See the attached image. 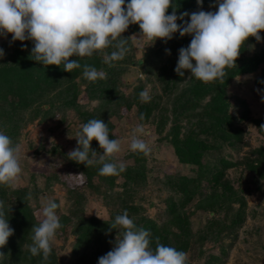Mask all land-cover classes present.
<instances>
[{"label":"trees","instance_id":"16d2710c","mask_svg":"<svg viewBox=\"0 0 264 264\" xmlns=\"http://www.w3.org/2000/svg\"><path fill=\"white\" fill-rule=\"evenodd\" d=\"M174 3L177 6L175 8L177 15L185 11L191 13L203 10L205 5L213 4L212 0H202L199 6L196 4V0H174ZM172 11L173 8L169 7L166 14ZM187 19L188 17L185 16L184 20ZM176 22L179 24L181 21L178 19ZM250 37L253 40L254 37ZM189 39H191L190 35L180 36L179 32L174 33L172 38L166 42L160 39V46L156 51L169 56L159 70L158 76L159 81L165 83L164 91L178 87L188 74L190 76L189 70H183L184 76L177 75L173 70L178 59V49L182 46L186 47ZM247 39L244 43L247 42ZM242 48L243 45H241L240 53L235 60L239 64L226 67L223 80L202 83L199 80L189 79L186 85L180 87L177 98L180 103L173 108L175 114L168 131V134L171 135L169 141L178 161L194 166L196 169L193 176L179 175L167 180L166 184L169 190L179 196L177 198L173 196L166 200L164 211L166 219L163 223L157 224L146 216L138 215L143 208L133 201L134 187L146 182L145 160L142 152L130 154L136 162L134 165L124 166L123 171H118L117 174L109 176L98 174L97 170L101 166L100 163L85 167L83 163L71 160L73 166L85 176V185L103 195L106 200L110 199L107 193L116 186L118 177L123 179L122 186H124L123 192L116 193L117 196L114 197L118 202V209L110 211L108 220L95 216L83 217L82 201L85 194L70 190L74 206L68 213L58 215L61 227L56 233L63 232L71 223V232L76 235L73 252L78 255L80 261L97 262L98 257L111 250L118 229L110 228L109 224L114 221L116 215L121 214L124 210H127V214L133 218L138 228L149 231L150 244L153 248L157 242L156 238H158L159 243L173 246L186 254L193 247H197L201 253V246L205 240L217 238L225 230L233 231L235 225L242 220L244 199L239 196L230 180L224 177L225 172L232 165L242 164L245 169L252 171L259 178H264V145L252 148L248 156L242 157L237 162H232L223 155L216 157L213 154L214 156L210 157L211 153H209L211 149H220L224 144L235 147L241 140L242 131L234 123V118L228 111L226 85L237 74L255 72L259 64L264 61V47H260L259 50L254 49L252 54L247 56L242 55ZM30 49V46L23 48L15 46L9 60L3 62L4 64L0 67V130L9 136L14 134V130L19 127L18 123L22 120H17L15 116L33 105L32 109L37 114L39 103H42L46 97H50L48 99V102L52 100L50 104L56 100L65 107L73 108L80 117L82 124L91 118L102 120L108 126L110 138H113L111 132L113 124L109 120L105 108L111 101L110 96L115 92L113 81L110 85L106 84L113 67L104 64L102 58L96 55L92 57H70V59H77L81 68H74L71 72H66L62 69L63 65L43 66L32 60ZM165 49H168L169 52H165ZM85 64L103 70L108 76L95 82L86 81L87 83L83 88L85 95L98 97L101 99L100 101H103L91 111L82 109L77 103L76 99L81 90L72 82L74 78L82 75ZM255 85L264 95V68L256 78ZM53 88L60 89V91L51 97L49 90ZM119 95L115 98L116 103L123 102L125 109H129L133 103L138 104V119L142 123L147 122L151 111L156 106V100L142 102L139 93L134 94L130 99L120 93ZM187 111H190L192 116L191 121L188 122L192 124L196 120V126L187 129L184 136L180 138L181 126L178 120ZM141 113L143 114L142 120L140 119ZM20 115L23 117L22 114ZM251 122L259 126L261 131L264 128V118L251 119ZM90 147L97 153L102 151L95 139L90 142ZM106 161L114 162L110 157H106ZM94 177L106 184L105 190H101L100 185L93 182ZM205 182L206 186L203 185ZM203 188H207V191H203ZM35 194L28 187L14 188L10 184L0 185V201L4 202L6 218H8L10 227L14 229V233L8 238L6 245L0 247V252L5 253L3 264H42L41 256H31L25 248L26 244L31 243L32 226L38 224L43 218L36 216L35 208L29 202L30 197H35ZM195 198H197L196 208L208 210V213L213 215L221 209H225L227 213L232 211L233 202L240 204L232 217L229 218L228 223H225L223 219L214 217L207 220L196 234L191 227L190 213L186 212L185 209ZM8 208L9 211H7ZM74 218L78 220L73 226L74 222L71 220ZM57 257L56 250L52 246V254L47 264H58ZM217 260V257L210 256L205 264H216ZM188 262L189 256H187V264Z\"/></svg>","mask_w":264,"mask_h":264},{"label":"rangeland","instance_id":"374dc122","mask_svg":"<svg viewBox=\"0 0 264 264\" xmlns=\"http://www.w3.org/2000/svg\"><path fill=\"white\" fill-rule=\"evenodd\" d=\"M215 7L214 4H208L203 10L214 11ZM139 31L138 24H130L121 34L126 39L127 52L122 59L112 62L111 76L106 82L110 85L113 81L115 85V92L110 96L111 101L105 108L113 124L111 129L113 139H117L120 143V151L110 158L126 167L136 163L130 156L133 151L128 149V144L132 130L136 125H142L144 135L140 138L145 140L150 150L147 154L143 153L146 182L134 187L133 201L143 208L138 215L146 216L161 224L166 219L164 212L166 200L179 196L169 190L167 180L179 175L193 176L196 169L178 161L169 141L171 135L168 134L175 114L173 108L180 103L177 101L180 87L188 82L183 80L178 87L170 91L163 90L165 83L159 81V70L169 56L156 51L160 46L161 38H156L153 43L147 44L148 41L139 35ZM258 31L262 37L261 41L257 42L255 38L251 40L249 36L247 42L243 44V56L252 54L254 49L259 50L260 47H264V30ZM10 38V33L7 37H0V48L4 50V55L0 57V67L3 62L9 60L15 46L20 48L23 44L25 47H32L30 41L17 40L10 43ZM113 50L115 49L110 46L104 52L110 53ZM95 55L102 58L100 53H94L92 56ZM235 64L239 63L235 61ZM263 68L264 61L259 64L255 72L237 74L227 83L228 111L234 118V123L242 131L241 140L235 147L224 144L220 149H211L210 157L223 155L232 162H237L242 157L248 156L252 148L264 145V128L261 131L259 126L251 122V119L264 118V99L261 98L264 95L255 85V80L262 73ZM188 76L189 74L185 80ZM86 81L82 75L72 80L81 90L76 99L77 103L82 109L91 111L103 101L98 97L85 95L83 88ZM145 90L151 97L149 101L156 100V106L147 122L142 123L138 119V104L133 103L129 109H125L123 102L116 103L115 98L120 96V93L130 99L134 94ZM59 91L60 89L53 88L49 90V96L53 97ZM49 98L46 97L42 103H39L37 114L32 109L33 105L15 116L17 120H22L18 123L19 127L14 130V134L8 136L13 145L19 146L21 172L10 185L14 188L28 187L31 192L36 193V196L30 197L29 200L35 208L36 216H42V206L48 200H54L58 204L55 210L57 215L68 213L74 206L70 193V190H73L85 194L82 201L83 217L95 216L108 220L110 211L118 209V202L114 197L117 196L116 193L123 192V179L121 177L116 179V186L107 193L110 198L108 200L85 185L83 174L84 179L81 181V172L67 157L70 150L78 147L75 135L82 125L80 117L73 108L63 106L60 101L55 100L50 104L52 100L48 102ZM190 114L191 112L187 111L178 120L181 126L180 138L187 129L196 126V120L192 124L188 122L192 118ZM224 177L230 180L239 196L244 199L243 218L235 225L233 231L225 230L217 238L205 240L201 246V253L197 247L190 249L187 253L188 264H205L210 256L218 258L216 264H264V178H259L252 171L245 169L242 164L228 167ZM93 182L100 185L101 190L106 189V184L96 177ZM203 185L206 186V182ZM203 191H207V188H203ZM196 200L197 198L185 208L186 212L190 213L191 227L196 234L207 220L214 217L228 223L240 204L233 202L232 211L227 213L225 209H221L213 215L209 214L208 210L196 208ZM77 220V218L71 220L74 222L73 226L76 225ZM71 229L70 223L63 232L56 233L52 242L58 256V264H97V262L80 261L78 255L73 252L76 235Z\"/></svg>","mask_w":264,"mask_h":264},{"label":"clouds","instance_id":"9594fccd","mask_svg":"<svg viewBox=\"0 0 264 264\" xmlns=\"http://www.w3.org/2000/svg\"><path fill=\"white\" fill-rule=\"evenodd\" d=\"M201 3L202 0H196L198 6ZM212 3L216 6L214 11L201 9L177 15L174 0H0V37L10 33V43L30 41L32 60L43 66L63 65L64 71L71 72L81 65L70 57L100 53L102 62L108 66L122 59L127 52V42L121 34L130 24H138L139 35L147 44L156 38L166 42L179 32L180 36L188 34L191 39L186 47L178 49L174 72L184 76L183 70H189L187 80L209 83L223 80L224 69L235 65L245 40L252 36L257 42L261 41L258 30H264V0H212ZM169 7L173 11L166 14ZM110 46L115 50L104 52ZM3 55L4 50L0 48V57ZM82 77L95 82L105 79L107 74L85 64ZM139 97L142 102L151 98L146 90L141 91ZM140 119H143L142 113ZM142 135L144 128L138 124L132 130L130 151L149 152V145L140 138ZM75 138L78 147L67 153L68 159L85 167L100 163L97 171L101 176L124 170L123 164L106 161V157L120 151V143L110 138L108 126L102 120L89 119L80 126ZM93 139L102 149L100 153L90 147ZM19 156V146L13 145L11 138L0 131V185L10 184L20 174ZM83 179L81 173V181ZM57 207L54 200L43 204V218L32 226L31 243L25 245L31 256H41L42 264H47L52 242L61 227ZM109 225L118 229V234L111 250L98 257L97 264H187L184 251L161 244L158 238L153 248L149 231L138 228L127 210L116 215ZM13 233L4 202L0 201V247L6 245ZM4 257L5 253L0 252V264Z\"/></svg>","mask_w":264,"mask_h":264}]
</instances>
